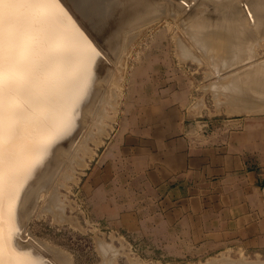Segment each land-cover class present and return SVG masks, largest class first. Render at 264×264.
Instances as JSON below:
<instances>
[{
    "label": "rangeland",
    "instance_id": "rangeland-1",
    "mask_svg": "<svg viewBox=\"0 0 264 264\" xmlns=\"http://www.w3.org/2000/svg\"><path fill=\"white\" fill-rule=\"evenodd\" d=\"M60 1L69 8L73 18L76 16L74 19L94 39L102 54L96 63V70L99 71H96L97 79L81 105L84 114H79L75 128L57 146L71 150L81 138L85 139L87 132L89 134L86 135L85 145L77 149L75 159H69L68 153L62 154L60 158L53 154L38 167L40 177L39 172L35 173L37 168L34 169L35 175L30 179V184H26L27 187L33 185L30 194L36 195L33 194L32 200L24 202V191L28 189L25 187L21 202H11L8 211L10 239L18 255L13 264L21 263L20 256L27 257L25 264H65L53 256L52 250L57 248L59 251L65 250V255H72V259L69 258L70 264H220L221 257L227 255L230 264H235L241 257L247 260V264H250L248 260L253 263V260H258L256 264H262L264 248L253 250L227 246L215 250L181 245L167 247L163 236H156L148 226H144L142 231L128 230L122 224L120 213L132 210L135 199L145 201L148 195L147 191L141 190L142 162L133 160L130 152L124 154L121 145L116 143L123 132L129 133L132 129L148 126L145 123L150 120L154 122L159 117L165 126H170L173 121L177 122L173 126L187 128L197 148L223 144L229 151L249 158L253 167L264 169V108L259 109V103L262 104L264 98V91L261 90L264 86V64L261 62L264 60V5L263 11L260 8V13L256 15V22H248L245 20V11L242 15L245 9L239 0H151L153 6H159V11L132 25L129 16L125 17L126 11L134 9L130 7L129 0H116L122 2V5L118 4L120 7L112 8L105 16L95 13L91 0H78L74 3L71 0ZM242 1L247 4L246 1L250 0ZM240 5L243 7L238 10ZM87 8V13H84L82 10ZM122 8L126 9L124 15L119 12ZM233 8H236V12ZM238 17L239 24L236 22ZM242 17L244 20H241ZM257 19L262 22L258 23ZM191 20L205 23L201 34L214 32L235 35L238 32V38L247 47L229 53H225L219 46L212 48V51L211 48L204 49L191 34V24L194 22ZM235 24L237 29L234 30ZM127 32L129 37L126 36ZM113 39L117 41L118 47ZM253 70L262 73L263 78H256L251 83L252 80L247 76ZM239 76H243L242 79ZM235 77L240 83L249 85L250 89L236 91L226 87L227 82ZM243 80H246L245 83ZM247 80L249 83H246ZM256 80H259L260 85ZM259 92L263 97H260ZM21 99L16 103L25 105V98ZM246 100L257 102L259 106L245 108ZM92 105H96V109ZM28 120V116L13 119L19 126ZM13 121L0 120V126ZM3 142L0 140V145ZM57 158L58 161H55ZM108 161L111 166L105 170ZM44 169L48 171L47 175ZM44 173L46 176L42 177ZM126 180L132 182L126 184ZM25 207L28 212H24ZM36 241H47L49 244L42 247ZM209 259L215 260L208 262ZM221 264L229 262L222 261Z\"/></svg>",
    "mask_w": 264,
    "mask_h": 264
},
{
    "label": "bare ground",
    "instance_id": "bare-ground-1",
    "mask_svg": "<svg viewBox=\"0 0 264 264\" xmlns=\"http://www.w3.org/2000/svg\"><path fill=\"white\" fill-rule=\"evenodd\" d=\"M77 1L78 0H71L72 3L77 2ZM80 1H85V0H80ZM91 1L95 7V13H98L104 16L110 13L112 11V8L114 7L116 8L118 4L122 3V2L119 3L120 1L118 2L116 0H91ZM129 1H130V7L133 6L132 8L134 9L131 11H126V9L122 8L119 10V12L121 11L120 14L124 15L125 14L124 11H126L125 17L129 16V20L130 22H132L131 23L132 25L137 21H141V19L150 18L153 14L159 11L158 10L159 6L156 7L155 4L153 6V2H151V0H129ZM164 1L166 2L167 0H164ZM188 1L189 0H187V2ZM239 1L242 3L244 7L240 5L238 6L239 8L237 6L236 8H238V10L240 9V7H243L245 9L242 12V15H244L243 13L245 11V14H246L245 20H247L248 22H250L251 20L253 22H256V15L258 16V14L260 13L259 11H260V8L263 7L262 5H264V0H250V1H246L247 4L245 3L243 4L242 0H239ZM154 7H156L157 10H155L156 8L154 9ZM236 8H233L235 9V12H236ZM68 9L65 7V4L62 3L60 0H26V2H22V3H10L8 2V0H5L4 3H0V120L13 121L15 117H22V116L29 117V120L25 121V123L20 126L17 125L16 122L14 121L11 124H5V125L0 126V140L4 141L3 144L0 145V163H1L0 164V264H13L14 258L18 256L15 251V248L13 247L12 241L10 239V219H9L8 211L11 206V202L15 200L16 202H21L20 198H21L24 188L27 187L26 184L27 183L30 184V179L35 175V173L38 174L39 168L48 159L50 155L56 154V156L57 157L59 156L60 158L62 154L68 153V156L70 157L69 159L71 160L75 159V157L77 156V149L85 145V139L88 136L87 134H89V132H87V134L85 133L87 136L85 135V139L81 138V139H84L82 141L79 138L80 142L76 143V145H74L75 143H73L74 145L73 148L76 147L75 148L76 151H74L75 149L72 150L73 148L71 147H69L71 148L70 150V149H65L63 146H59L60 145L59 143L63 139V137H66V135L71 133V131L75 128L78 122L79 114L84 112L82 111L81 105L83 103V100L86 99V97L89 95L92 85L97 79L96 76L98 74L96 75V71L97 72L99 71L96 70L97 68L96 63H97L98 58L102 54L99 47L93 41L94 39L93 38L91 39L86 34V32L82 29L83 27L81 28V25L78 24L79 22L75 20L76 16L74 17L75 18L74 19L73 15H71ZM205 10L206 9H204V11ZM82 11L84 13H87L88 8ZM117 11L118 10H116L115 12ZM262 11H263V8H262ZM239 15L241 16V14ZM262 17L264 18V16ZM240 18L236 19V22H238V24H239ZM241 20H244V18ZM258 20L259 19H257V22ZM204 24L205 23H202L201 21H198V20H195L191 24L192 36L195 38L196 43L200 44L202 47H204V49L211 48L210 51H212L213 50L212 48L219 46L225 50V53H229V52H234V51L237 52V50L244 49L245 47H247V45L244 44L242 40L238 38L239 37L238 32L235 35L234 33L233 34H228V33H219V34L217 33L216 34L214 32L201 34L204 28ZM235 26H234V30L235 28L237 29L236 24ZM242 30L244 31L245 28H242ZM242 30L240 29L241 32H243ZM128 34L129 33L127 32L126 36H128ZM251 40H252V37H251ZM215 41H218V42H215ZM114 42L116 43L117 41L115 40ZM114 42L112 41V43ZM116 44L117 46L116 45L115 46L118 47V43ZM115 46L114 48L117 49ZM184 49L187 50L186 47ZM187 52H189V50ZM261 62L264 64V60ZM101 64H103V62ZM244 64L247 65L246 62ZM259 67L261 68V66ZM98 68H99V65H98ZM106 69H107L106 72H108L107 67ZM237 69L239 68H236V70ZM102 70H104V68ZM227 70H224V71H227ZM259 72L261 71L259 70ZM99 75L101 74L99 73ZM244 75L246 74H243V76ZM262 75H263L262 73L260 74L257 73V70L256 72L253 70V72L248 73L247 78L250 77V80H252L251 81L252 83L256 78H259V79L263 78L264 75L263 77ZM106 76L108 77V75ZM243 76H239V78L241 77L242 79ZM100 78H102V76ZM245 81L243 80L244 83ZM248 81L249 80H247L246 83H249ZM256 81L259 82V80H256ZM10 82H15L17 84H10ZM213 82H215V80ZM262 84L264 85V83ZM101 85L102 84H100V86L99 85L97 86L101 87ZM258 85H260V82ZM226 87H230L231 90L235 89L236 91L238 89H248V90L250 89L249 85L247 86L246 84L244 85L243 83H240L237 77L228 81L226 84ZM254 87H252L251 89H255ZM256 88H258V86H256ZM262 89L264 91V86L261 88V90ZM100 91L102 92V89ZM259 94H260V97H263V95L260 92ZM96 96L98 95L96 94ZM21 98H25L24 99L25 105L16 103L22 100ZM229 98L230 97H228V100ZM263 104H264V98H263L262 104L259 103L261 107L259 108L260 110L264 108ZM259 105L257 102H254V101H250V100L245 101V108H257ZM95 106H93L94 109H96ZM92 108L90 109L91 111H93ZM90 112L89 114L92 115V113ZM11 115L14 118L11 117ZM85 115H88V114L86 113ZM93 116H94V112H93ZM98 116H100L99 113H98ZM98 116L97 118H99ZM87 119H90V118H87ZM76 133L78 132L76 131ZM57 144L59 145L57 146ZM54 146H57V147L54 148ZM59 158L55 159V161L56 160L58 161ZM2 159H4V161H2ZM35 168L37 169L34 173L33 171ZM44 172L46 173V175L48 174V171L45 169H44ZM40 173L41 171L39 172L38 177H40L41 175ZM45 173L42 174V177L46 176ZM32 187L33 185H30L27 187L28 189L26 190V192L24 191V198H23L24 202L28 200L30 201V199L32 200V196H34L33 194H35V193L30 194V189ZM25 211L28 212L27 207H25L24 212ZM46 242L47 241L43 243L36 241L35 243H37L39 246L44 247L45 245L49 244ZM104 243L106 242H103V244ZM102 247H104V245H102ZM103 249L106 250L105 247ZM52 251H53L52 253H54L53 256L56 259H58V261H61L62 263H65V264H70L69 258L72 256L71 254H70L71 256H69L66 253L67 255L66 256L65 250L63 251L60 249L59 251L58 248L57 250H52ZM62 251L64 252V254L62 253ZM20 257L22 261L21 263L19 262V264H25V262L27 261V257L26 256H20ZM227 257L222 256L221 257L222 259L221 258L220 259L224 263L228 261L230 264V260ZM241 258L239 260L237 259L236 261L234 260L235 264L236 262H238V264H247V260H245V258L243 257ZM48 259L49 261L51 260L50 257ZM230 259L231 261L233 260L232 258ZM214 260L215 259H212V261ZM212 261L209 259L208 262H212ZM253 261L255 264L258 262V260L257 262H255L256 260H253ZM248 262H250V264L251 263L254 264L253 262L249 260ZM231 264H234V262Z\"/></svg>",
    "mask_w": 264,
    "mask_h": 264
},
{
    "label": "crops",
    "instance_id": "crops-1",
    "mask_svg": "<svg viewBox=\"0 0 264 264\" xmlns=\"http://www.w3.org/2000/svg\"><path fill=\"white\" fill-rule=\"evenodd\" d=\"M152 121L116 143L142 162L141 190L148 195L120 213L122 224L132 231L148 226L167 247L263 250L264 169L223 144L197 148L177 122Z\"/></svg>",
    "mask_w": 264,
    "mask_h": 264
},
{
    "label": "snow or ice",
    "instance_id": "snow-or-ice-1",
    "mask_svg": "<svg viewBox=\"0 0 264 264\" xmlns=\"http://www.w3.org/2000/svg\"><path fill=\"white\" fill-rule=\"evenodd\" d=\"M5 0H0V3H4ZM8 2L10 3H22V2H26V0H8Z\"/></svg>",
    "mask_w": 264,
    "mask_h": 264
}]
</instances>
